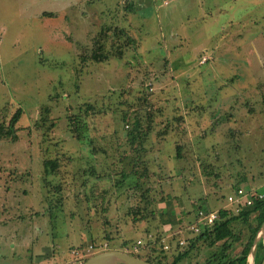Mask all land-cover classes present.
Here are the masks:
<instances>
[{
  "label": "rangeland",
  "instance_id": "374dc122",
  "mask_svg": "<svg viewBox=\"0 0 264 264\" xmlns=\"http://www.w3.org/2000/svg\"><path fill=\"white\" fill-rule=\"evenodd\" d=\"M166 1L0 0V126L20 108L15 136H0L1 262L43 251L41 264H79L106 249L164 262L195 235L197 205L222 207L234 185L264 192V0ZM135 177L141 220L125 194ZM253 224L231 222L229 248L196 239L178 264L239 253ZM149 232L171 251L132 250Z\"/></svg>",
  "mask_w": 264,
  "mask_h": 264
},
{
  "label": "trees",
  "instance_id": "16d2710c",
  "mask_svg": "<svg viewBox=\"0 0 264 264\" xmlns=\"http://www.w3.org/2000/svg\"><path fill=\"white\" fill-rule=\"evenodd\" d=\"M43 13L45 14L47 12L43 11ZM106 57H107V54L104 51H102V49L100 47L99 40L97 38H94V40L92 41V46L90 48L89 58H91L92 60H95V61H101V60L105 59ZM19 113H20V108L18 107L8 118L6 126L5 127L0 126V136H2V135H9L10 137L15 136V130L17 129V127L14 125V123L16 122L17 118L19 117ZM145 116L147 118H151L150 116H148L147 113L145 114ZM179 117L180 116L176 117L177 121H180ZM146 126L148 128L147 130L149 131L151 128L150 122ZM67 129L70 132V135H72L75 139L79 140L82 138L81 129L82 130L85 129L84 123H82V124L80 123L76 113H71L70 115L67 116ZM165 131H166V129H164V128L160 129V130H156L155 135H160L161 133H165ZM175 154H176V156H179V146L178 145L176 146ZM132 162L133 163H132L131 169H132L133 174H135L137 177H146V175H148V172L144 171L145 170L144 167H142L141 171H139V172L136 171V166L138 165V164H135V163H137L136 158H133ZM141 162H144V160ZM56 165H57V163H56V160L54 158H45L43 160V169L45 171V174L53 173L55 171ZM1 169H2V167L0 166V170ZM120 174L122 177L125 176L124 172H121ZM137 177H135L136 179L134 180V182L132 184H129L125 187V192H126L125 194H126L127 198H132V199H135L136 196H138L136 199V202L129 206L128 212L136 220H141L143 218V216L141 214L142 212L140 211V208H142L143 206H140L137 202H139V200H141V199L146 200L149 197V195H148V187L143 186L141 184L142 182ZM236 186H239V185H234L233 187H231V189H233ZM262 193L263 194L261 197L254 196L252 203L247 208H243L236 213H232L230 209H227L225 207L218 208L217 218L214 220V222L209 226H205V227L201 228V230L198 233H196L195 235L190 237L188 242L185 241L184 244H181V245H186V248L179 249L177 251L174 250V251L170 252L171 255L165 253L169 250L171 251V248H168V249L162 248V242H160V238H162L163 236H160V234H158L157 232H153V233L149 232L153 235L154 239L152 241L144 242L142 244V247H144L147 250H150V249L153 250V248H155V246H156L155 244L158 242L161 245L159 247V250L163 251V253L166 254V257L169 258V256H170V258L164 262L160 261L159 259H156L154 257H144V259L155 262L157 264H178L179 260H182L184 257H186L188 255V249L190 247H192L193 242L196 239L200 240V241H204L205 239H207V242H206L207 244H211L215 241L222 240V249L225 246H227L229 248L231 246L230 240H234V241L240 240V238L237 237V234H235L232 231V229L230 227V223L233 222L234 220H237V219H240L241 221L244 222V221H246L248 216L249 215L251 216V214H252V216L255 219V224L248 226L249 227V234H248L246 240L243 242L242 247L239 250V253H236L234 255H227L226 257L223 256L222 253L219 254L218 252H217V254H216V252H214L212 254L214 264H247V262H246V251H247L248 246L252 240L253 233H254L255 229L257 228V226L259 225V223L261 222V220L264 217V192H262ZM199 207H201V206L197 205L196 209ZM203 208H211V207L208 205H205V206H203ZM105 237H107V236H105ZM166 240L169 243H171L172 238H166ZM177 240H175V245H174L175 247L180 245L177 243ZM222 249H221V251H222ZM165 250H167V251H165ZM261 252H262V247H261V244L258 243L256 246V249H255V252H254L255 253L254 261L256 264L260 260Z\"/></svg>",
  "mask_w": 264,
  "mask_h": 264
},
{
  "label": "built area",
  "instance_id": "2783aa9c",
  "mask_svg": "<svg viewBox=\"0 0 264 264\" xmlns=\"http://www.w3.org/2000/svg\"><path fill=\"white\" fill-rule=\"evenodd\" d=\"M163 3H166V0H162ZM262 192L249 188L245 189L241 186H236L225 194V204L222 207L230 209L232 213H236L243 208H247L253 200V197H261ZM218 208H203L199 207L194 211L193 221L188 224V229L191 233H198L201 228L205 226L211 225L214 220L217 218ZM153 235L151 233L145 234L141 238H136L132 244L131 249L137 250L138 246H141L144 242L152 241ZM160 242H162V248L168 249L170 248V243L166 240V237L160 238ZM178 244L185 243L183 238H179L177 240ZM102 246H106V242L102 243ZM55 264V263H52Z\"/></svg>",
  "mask_w": 264,
  "mask_h": 264
},
{
  "label": "water",
  "instance_id": "95a60500",
  "mask_svg": "<svg viewBox=\"0 0 264 264\" xmlns=\"http://www.w3.org/2000/svg\"><path fill=\"white\" fill-rule=\"evenodd\" d=\"M260 243L261 257L257 264H264V217L255 229L252 240L246 251L247 264H256L254 261L255 249ZM79 264H157L122 250L106 249L87 256Z\"/></svg>",
  "mask_w": 264,
  "mask_h": 264
},
{
  "label": "crops",
  "instance_id": "0c3cea01",
  "mask_svg": "<svg viewBox=\"0 0 264 264\" xmlns=\"http://www.w3.org/2000/svg\"><path fill=\"white\" fill-rule=\"evenodd\" d=\"M154 0H152L153 2ZM9 242H11V240L9 239L8 240ZM22 246L24 247L26 244L25 243H21ZM15 244L14 243H11V246L13 247ZM43 252V251H42ZM35 253L34 256L30 255L29 256V259H28V263L27 264H41L42 263V260H43V256H44V253ZM2 262L0 261V264H14L15 261H14V258L13 256H10V257H7V258H3L1 259ZM17 262V260H16Z\"/></svg>",
  "mask_w": 264,
  "mask_h": 264
}]
</instances>
